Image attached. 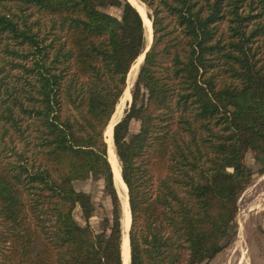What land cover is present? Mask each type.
<instances>
[{"label": "trees", "instance_id": "obj_1", "mask_svg": "<svg viewBox=\"0 0 264 264\" xmlns=\"http://www.w3.org/2000/svg\"><path fill=\"white\" fill-rule=\"evenodd\" d=\"M140 2L147 50L127 0H0V264H122L104 134L144 52L112 133L129 264L207 263L228 244L248 152L264 172V0ZM89 178L110 203L99 233L73 185Z\"/></svg>", "mask_w": 264, "mask_h": 264}, {"label": "rangeland", "instance_id": "obj_2", "mask_svg": "<svg viewBox=\"0 0 264 264\" xmlns=\"http://www.w3.org/2000/svg\"><path fill=\"white\" fill-rule=\"evenodd\" d=\"M110 11L117 13L115 9H110ZM142 63L143 61L137 66L136 74L129 85V92ZM130 100L131 96L124 106L120 119L124 110L129 107ZM138 129L139 122L132 121L130 132H137ZM245 162L254 171V174L238 199V211L228 244L211 261L199 264H264V172L256 171L258 166L250 152L245 155ZM73 185L76 190L84 191L90 195L93 209L88 223L96 233H99L104 229V220L111 216L109 198L103 192L102 180L98 178H89L85 181L77 180L73 182ZM83 212L80 205H77L73 211L75 219L80 224L85 223Z\"/></svg>", "mask_w": 264, "mask_h": 264}, {"label": "bare ground", "instance_id": "obj_3", "mask_svg": "<svg viewBox=\"0 0 264 264\" xmlns=\"http://www.w3.org/2000/svg\"><path fill=\"white\" fill-rule=\"evenodd\" d=\"M128 1L134 7H136L138 12L141 14L142 19H143V23H144L145 29H146V36H147V39L149 42L151 40V36H152V28H151V21L149 20V18L147 16V11H146L144 4H142L140 2V0H128ZM142 58H143V53L136 59V61L134 62V64L130 68V71L128 73V78H127L128 86L125 89L122 97L120 98L119 103L117 104V106L115 108V111L111 117V120L108 123V126H107V128L105 130V134H104L106 137V142H107L108 158H109V161H110L111 166H112L114 184H115L118 196L120 198L121 206H122V233H123L122 234V264H129V258H130V248H129L130 246H129L128 236H127V231H128L129 226H130V212H129V207H128V195L126 192L127 187H126V184L124 183V181L121 177L120 168H119V160H118V157L116 156L114 148H113L112 128L114 126L113 124L118 120V118H120L122 111L124 109V106L126 105V102L130 99L131 95L129 92V85L132 82V80L136 74L137 66L142 61ZM238 256H240V255H238Z\"/></svg>", "mask_w": 264, "mask_h": 264}, {"label": "water", "instance_id": "obj_4", "mask_svg": "<svg viewBox=\"0 0 264 264\" xmlns=\"http://www.w3.org/2000/svg\"><path fill=\"white\" fill-rule=\"evenodd\" d=\"M128 1V0H127ZM129 2V1H128ZM130 3V2H129ZM131 4V3H130ZM132 5V4H131ZM136 8V7H135ZM137 10V9H136ZM138 11V10H137ZM140 14V13H139ZM141 15V14H140ZM142 17V16H141ZM151 28H152V24H151ZM151 41H152V36H151V40L149 41V43H148V46H147V48H146V50L149 48V46H150V44H151ZM144 56H145V52L143 53V58H142V61H143V59H144ZM128 82V81H127ZM130 103H131V100L129 101V106H130ZM111 120V119H110ZM119 120H120V118H119ZM119 120H117L115 123H117ZM114 123V124H115ZM113 124V125H114ZM108 126V125H107ZM107 128V127H106ZM106 130V129H105ZM112 133H113V128H112ZM115 151V150H114ZM116 154V153H115ZM117 156V155H116ZM119 168H120V174H121V167H120V163H119ZM114 180V179H113ZM128 207H129V204H128ZM128 230H129V228H128ZM127 236H128V231H127ZM129 241V240H128ZM130 259V258H129Z\"/></svg>", "mask_w": 264, "mask_h": 264}]
</instances>
